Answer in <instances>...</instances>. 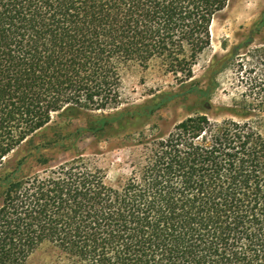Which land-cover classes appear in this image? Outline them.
Instances as JSON below:
<instances>
[{
    "label": "trees",
    "instance_id": "obj_1",
    "mask_svg": "<svg viewBox=\"0 0 264 264\" xmlns=\"http://www.w3.org/2000/svg\"><path fill=\"white\" fill-rule=\"evenodd\" d=\"M228 2L0 0V171L56 113L116 120L132 66L193 81ZM138 145L120 186L81 155L0 178V264L42 247L53 264H264L260 126L200 113Z\"/></svg>",
    "mask_w": 264,
    "mask_h": 264
},
{
    "label": "rangeland",
    "instance_id": "obj_2",
    "mask_svg": "<svg viewBox=\"0 0 264 264\" xmlns=\"http://www.w3.org/2000/svg\"><path fill=\"white\" fill-rule=\"evenodd\" d=\"M211 46L195 66L193 81L181 84L157 63L132 66L122 76V104L105 114L117 119L103 126L101 111L59 112L6 159L0 178L40 170L78 155L102 168L109 184L130 175L140 142L169 134L195 114L212 121H254L264 134V0H229L211 26ZM210 90L208 95L199 90ZM24 163L19 168L18 163ZM4 182L0 184V196ZM55 253L42 247L29 264H53Z\"/></svg>",
    "mask_w": 264,
    "mask_h": 264
}]
</instances>
